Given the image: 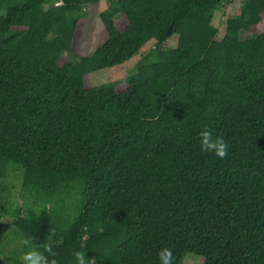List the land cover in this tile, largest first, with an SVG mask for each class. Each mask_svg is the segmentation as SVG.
<instances>
[{"label":"trees","instance_id":"obj_1","mask_svg":"<svg viewBox=\"0 0 264 264\" xmlns=\"http://www.w3.org/2000/svg\"><path fill=\"white\" fill-rule=\"evenodd\" d=\"M100 1L0 0V264H160L163 248L264 264V0H241L222 40L224 0H108L107 39L81 57ZM153 41L125 89L90 84ZM206 129L226 156L201 150Z\"/></svg>","mask_w":264,"mask_h":264},{"label":"rangeland","instance_id":"obj_2","mask_svg":"<svg viewBox=\"0 0 264 264\" xmlns=\"http://www.w3.org/2000/svg\"><path fill=\"white\" fill-rule=\"evenodd\" d=\"M108 0H101L100 3L96 5H92L86 8L87 17L83 20L79 33L77 35L74 48L78 55L81 57L91 56L95 50L101 46L105 40L107 39V34L104 29L103 23L100 19V13L102 10L106 8ZM241 6V0H224L219 7L213 25L218 28L219 36L218 39L222 40L226 33L227 20L228 18L235 13ZM176 37L171 39L172 47L176 46ZM155 42H150L147 47L136 57H134L130 62L124 64L122 66H118L112 69H105L90 75V84L92 86H100V85H115L119 91L125 89L128 78L133 75L135 72L136 64L140 57L143 54L149 52L150 49L154 48ZM66 58L70 61L79 59L72 58L69 55H66L62 59V62L66 61ZM18 188L16 189V194L18 201L20 204L22 203V199L19 194V186L20 183H16ZM4 225L6 223H10V219L2 218L0 219ZM11 231H8V233ZM10 241L4 243L5 249L7 253H12L14 250L17 252L20 250L17 246V242L12 237V234H8ZM183 264H201V260L194 254H189L186 256Z\"/></svg>","mask_w":264,"mask_h":264},{"label":"clouds","instance_id":"obj_3","mask_svg":"<svg viewBox=\"0 0 264 264\" xmlns=\"http://www.w3.org/2000/svg\"><path fill=\"white\" fill-rule=\"evenodd\" d=\"M201 141L200 147L202 151L214 152L219 157L227 155V145L220 137L213 138L212 133L209 130H204L200 133ZM26 243V242H25ZM76 258V264H95L93 258L89 259L86 256V252L77 251L74 253ZM158 258L160 264H171L172 252L168 248H163L158 252ZM24 264H47L46 258L38 251H29L23 256ZM55 264V261H52Z\"/></svg>","mask_w":264,"mask_h":264}]
</instances>
